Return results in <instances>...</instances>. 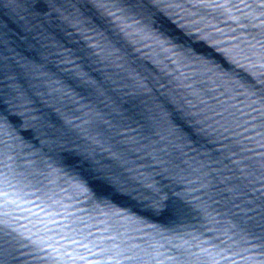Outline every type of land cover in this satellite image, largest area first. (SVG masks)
Instances as JSON below:
<instances>
[{
  "label": "snow or ice",
  "instance_id": "6c2138e0",
  "mask_svg": "<svg viewBox=\"0 0 264 264\" xmlns=\"http://www.w3.org/2000/svg\"><path fill=\"white\" fill-rule=\"evenodd\" d=\"M2 9L0 264H264V0ZM144 40L167 55L141 74ZM33 75L56 77L63 111L18 82ZM162 209L155 248L96 227Z\"/></svg>",
  "mask_w": 264,
  "mask_h": 264
},
{
  "label": "water",
  "instance_id": "95a60500",
  "mask_svg": "<svg viewBox=\"0 0 264 264\" xmlns=\"http://www.w3.org/2000/svg\"><path fill=\"white\" fill-rule=\"evenodd\" d=\"M2 4H3V0H0V10H5L2 9ZM31 36L35 37V34L34 33L31 34ZM35 40H37L39 44L47 46L46 42L44 40H40L39 37H35ZM30 42H31V38H30ZM143 43L145 45H148V47H144L140 49V51L144 53V55H140V52L137 53V56L139 57L140 67L136 68V71L141 72V74H145V70L151 73L155 69V65H153L152 63V58L154 57V53H155V58L157 59H162L164 56L167 55L166 53L163 52L156 53L155 49L149 44V41L144 40ZM16 50L19 52L21 56L28 57L29 59L35 58L39 60L37 56L38 49L36 47L29 48L24 46V44L21 42L20 46ZM55 79L56 77L33 75L31 77H22L21 80L18 82L22 83L24 86L31 85L34 87L35 91L44 93V96L41 99H43V101L50 106V108L53 110L52 115L55 116L56 114L55 110L60 109V111H63V106L66 103L65 101L59 100L57 92L49 91V89H56L57 85L55 83H46L45 81L47 80L54 81ZM8 83L9 81L0 78V87H3ZM161 83H163V81H161ZM68 107H74V105H68ZM74 115L79 116L81 120H85V121L88 120L89 118L87 115H82L81 110L74 111ZM84 127H88V125L85 124ZM22 159H30V157H22ZM145 162L146 161L144 159L137 161L138 164H143ZM0 163H3L2 159H0ZM139 171L143 172L146 171V169L142 168L139 169ZM60 186L64 187L63 184H61ZM115 195H116V199L120 200L122 204L132 207L136 210H141L138 208L137 202L130 200L128 197L122 196L118 193ZM79 207H86V206L81 204L79 205ZM137 216H139V214H137ZM96 219L104 221V223H97L96 227L98 228L109 227L112 231L119 233L121 236L129 237L130 239L126 241V243L139 244L141 248L144 250H147V248H155V245L158 243L160 244L164 243V240L159 239V237H164L165 239H167L170 236L169 233L163 232L161 230L163 227L166 226V222H167L166 214H164L163 209L161 210V213L158 215V217L155 218L142 217L141 220L143 222H139L137 219L118 220L116 218H105L103 216L96 217ZM148 225H152L153 227H148ZM208 227H211V225H208ZM154 233H159V236L154 235ZM105 234L110 235L111 232ZM187 238L188 237L186 236L184 237V239ZM176 243H178V241L170 240L167 246L170 247L172 244H176ZM145 246H147V248Z\"/></svg>",
  "mask_w": 264,
  "mask_h": 264
}]
</instances>
